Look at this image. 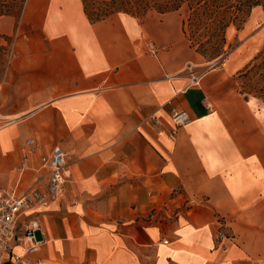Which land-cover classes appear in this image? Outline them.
<instances>
[{
    "label": "crops",
    "instance_id": "1",
    "mask_svg": "<svg viewBox=\"0 0 264 264\" xmlns=\"http://www.w3.org/2000/svg\"><path fill=\"white\" fill-rule=\"evenodd\" d=\"M261 10L197 86L161 49L178 44L173 13L91 22L82 0H26L0 17L14 37L1 115L16 118L0 129V188H44L42 159L66 154L61 196L20 219L11 256L35 218L45 264H264V99L239 87L264 50ZM173 109L190 121L169 136Z\"/></svg>",
    "mask_w": 264,
    "mask_h": 264
},
{
    "label": "built area",
    "instance_id": "2",
    "mask_svg": "<svg viewBox=\"0 0 264 264\" xmlns=\"http://www.w3.org/2000/svg\"><path fill=\"white\" fill-rule=\"evenodd\" d=\"M215 65V64H213ZM208 69H197L196 65L191 62L184 66V75L187 79L188 86H197ZM153 126H161L160 117L155 114L148 116L147 120ZM171 133L173 136L178 128L185 126L190 121V115L186 110L173 109L169 113ZM12 123L1 115L0 107V129ZM26 146L29 152L35 150L33 140H27ZM26 157L24 156L20 168H25ZM42 168L45 170L46 184L44 188L32 187L25 192H16L10 189L0 188V264H45L37 252L43 245L42 240L35 238V233L41 230L37 219L26 218L23 230L21 232L22 244L24 250L20 255L11 256L13 244L18 237L19 221L29 211L37 206L46 205L55 201L62 194L66 181V154L59 147L51 148L47 157L42 159ZM225 234L219 232L217 239L221 241ZM166 243V241L164 242Z\"/></svg>",
    "mask_w": 264,
    "mask_h": 264
},
{
    "label": "rangeland",
    "instance_id": "3",
    "mask_svg": "<svg viewBox=\"0 0 264 264\" xmlns=\"http://www.w3.org/2000/svg\"><path fill=\"white\" fill-rule=\"evenodd\" d=\"M101 1L108 0H86L88 11L95 14L94 17L103 16L108 10V7L100 4ZM173 18L178 22V44L173 47L171 44H164L161 49L177 54L182 59V65L186 62H192L197 69L214 68L213 65L218 60L230 54L238 44L237 35L243 24H235L228 26L223 34L224 42H220L219 37L211 36V33L204 30V26L195 25V22L189 19L188 11L185 8L177 12H172ZM115 14V13H114ZM125 14V13H124ZM260 25L264 24V10L258 12ZM128 15V14H127ZM154 10L149 9L144 13L134 14L132 17L138 19L140 22L153 20L155 22H162V18ZM15 20H19L13 17ZM247 20V19H246ZM166 31V30H164ZM14 37L0 38V83L6 79V69L9 66V61L12 55L11 46ZM263 52V51H262ZM261 52V53H262ZM261 55V54H260ZM240 90L250 95L257 96L264 99V54L261 58L252 63L249 69L242 73L240 80Z\"/></svg>",
    "mask_w": 264,
    "mask_h": 264
},
{
    "label": "trees",
    "instance_id": "4",
    "mask_svg": "<svg viewBox=\"0 0 264 264\" xmlns=\"http://www.w3.org/2000/svg\"><path fill=\"white\" fill-rule=\"evenodd\" d=\"M82 1L85 13L91 22L104 20L114 13L133 16L152 9L158 14H166L185 8L189 19L194 21L196 26L202 24L204 30L206 29L213 37H219L220 42H224L223 34L228 26L244 24L253 8L260 7L264 10V0H108L96 5L108 7L112 12L94 17L95 14L88 11L86 0ZM25 2L26 0H0V17L11 16L19 19ZM262 53L264 54V50ZM262 53L254 62L261 58Z\"/></svg>",
    "mask_w": 264,
    "mask_h": 264
},
{
    "label": "bare ground",
    "instance_id": "5",
    "mask_svg": "<svg viewBox=\"0 0 264 264\" xmlns=\"http://www.w3.org/2000/svg\"><path fill=\"white\" fill-rule=\"evenodd\" d=\"M6 119H8V120H12V123L15 121V117H5Z\"/></svg>",
    "mask_w": 264,
    "mask_h": 264
},
{
    "label": "water",
    "instance_id": "6",
    "mask_svg": "<svg viewBox=\"0 0 264 264\" xmlns=\"http://www.w3.org/2000/svg\"><path fill=\"white\" fill-rule=\"evenodd\" d=\"M217 62H215L214 64H216Z\"/></svg>",
    "mask_w": 264,
    "mask_h": 264
}]
</instances>
